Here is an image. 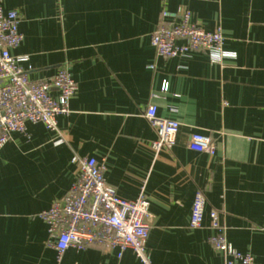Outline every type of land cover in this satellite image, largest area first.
<instances>
[{"label":"crops","instance_id":"crops-1","mask_svg":"<svg viewBox=\"0 0 264 264\" xmlns=\"http://www.w3.org/2000/svg\"><path fill=\"white\" fill-rule=\"evenodd\" d=\"M19 15L29 79L66 67L77 84L69 114L57 118L64 137L42 124L12 133L0 151V264H141L131 250L68 249L57 260L39 217L76 177L73 156L95 158L116 194L150 203V264H224L209 243V213L227 242L264 264V0H0ZM163 9L189 12L207 32L217 27L229 56L204 52L158 57L150 37ZM167 90L162 91L163 85ZM56 96V92L52 91ZM179 123L174 146L155 154L144 118ZM208 135L214 155L188 149L191 134ZM201 227L189 225L196 193Z\"/></svg>","mask_w":264,"mask_h":264},{"label":"built area","instance_id":"built-area-1","mask_svg":"<svg viewBox=\"0 0 264 264\" xmlns=\"http://www.w3.org/2000/svg\"><path fill=\"white\" fill-rule=\"evenodd\" d=\"M19 20L15 11L4 12L0 5V151L12 133L24 134L28 123L42 124L63 140L57 129V118L69 114V103L77 91V84L66 67L46 79H29L32 68L24 67L28 58L11 54L22 41ZM223 41L221 28L207 32L192 23L189 12L176 14L166 9L161 11L150 37L158 57L172 59L204 52L212 63L229 56L223 51ZM166 90L164 84L162 91ZM144 118L156 135L150 145L152 151L158 154L171 149L179 123L159 118L154 105L146 107ZM187 147L197 153H215L213 140L205 134H191ZM70 162L76 166L74 183L62 199L39 215L46 225V244L56 251L58 262L70 248L82 251L95 246L118 249L120 254L129 249L141 264H150L146 247L148 199L143 194L133 201L120 198L103 177L102 161L73 156ZM204 202L203 195L196 193L189 222L192 229L201 227ZM209 218L214 232L209 243L223 256L224 264H255L250 254L238 252L227 242L224 229L218 224L217 212L211 211Z\"/></svg>","mask_w":264,"mask_h":264}]
</instances>
